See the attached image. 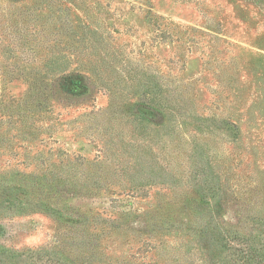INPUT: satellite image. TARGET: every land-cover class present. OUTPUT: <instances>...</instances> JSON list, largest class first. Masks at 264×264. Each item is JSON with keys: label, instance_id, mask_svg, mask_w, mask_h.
Returning a JSON list of instances; mask_svg holds the SVG:
<instances>
[{"label": "rangeland", "instance_id": "rangeland-1", "mask_svg": "<svg viewBox=\"0 0 264 264\" xmlns=\"http://www.w3.org/2000/svg\"><path fill=\"white\" fill-rule=\"evenodd\" d=\"M0 264H264V0H0Z\"/></svg>", "mask_w": 264, "mask_h": 264}]
</instances>
